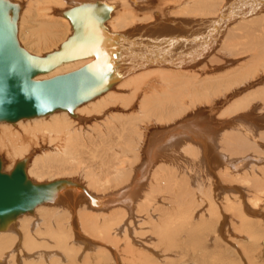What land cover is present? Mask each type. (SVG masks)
Here are the masks:
<instances>
[{"label":"bare ground","instance_id":"1","mask_svg":"<svg viewBox=\"0 0 264 264\" xmlns=\"http://www.w3.org/2000/svg\"><path fill=\"white\" fill-rule=\"evenodd\" d=\"M12 1L32 54L103 31L104 56L36 78L97 59L112 80L71 112L0 122L4 171L26 159L32 182L66 180L0 230V264H46L61 253L69 264H173L186 227L192 249L214 228L218 240L259 243V255H245L264 264V0ZM77 6L92 9V22L76 31L85 10ZM6 186V201L32 194ZM79 246L95 255L83 260Z\"/></svg>","mask_w":264,"mask_h":264},{"label":"water","instance_id":"2","mask_svg":"<svg viewBox=\"0 0 264 264\" xmlns=\"http://www.w3.org/2000/svg\"><path fill=\"white\" fill-rule=\"evenodd\" d=\"M78 8L77 6L76 9ZM80 8L85 10L80 11V16L73 18L76 31L84 29L87 21L92 22V9L86 6ZM19 12L17 2L0 0V122L15 123L20 119L44 116L60 110L71 112L106 88L112 77L105 74V71L101 74V68L104 70L103 66H106L105 70H108L110 65L101 64L97 59L71 72L50 78H36L69 60L104 56L108 48L105 42L98 41L103 31L88 39L83 38L82 34L76 36L75 33L60 50L39 56L20 44ZM102 21L100 18L94 23L98 26ZM2 163L0 157V182L7 186L18 183L23 187H30L32 194L27 192L20 199L12 193V199L8 201L5 199V192L0 194V200L3 198L6 201L0 202V230L14 222L19 215L32 212L36 206L52 200L59 188L66 183V180L61 179L44 183L32 182L28 178L26 159L17 162L11 172L4 171Z\"/></svg>","mask_w":264,"mask_h":264},{"label":"rangeland","instance_id":"3","mask_svg":"<svg viewBox=\"0 0 264 264\" xmlns=\"http://www.w3.org/2000/svg\"><path fill=\"white\" fill-rule=\"evenodd\" d=\"M263 156H264V154H263ZM261 178H262V176H261ZM250 179H251V181L253 180L252 177ZM253 183H255V181H253L249 185H252ZM242 187H243L244 191H245V189H247V190L248 189H252V187H250V186L248 187L246 185L245 186L243 185ZM245 193L246 194L247 193H250V191H247ZM157 217H158V215L156 216V219H157ZM215 222H217V219H213L212 220V223H215ZM156 223H157V226L159 225V223L162 224L161 222H156ZM256 225L258 226V224H256ZM135 226L137 228L139 226L137 221H135V223H133V227H131V228L133 229ZM190 228L191 227L182 228V230L179 231L180 233H183L182 231H184V233L187 236L184 238L185 239V243H184L183 246H181L179 249H173V252H175L174 250H176V253H178V257L173 258V260H171L173 264H179V262H182V263L185 262V263H190V264L191 263H194V264H213V263H215V264L216 263L217 264H222L223 262H225L227 264H229V263L230 264L231 263H233V264H248L250 261L248 260V255L246 257V255H245L246 253H245V250L244 249H246L247 252L249 250H251V252H252L251 255L252 256H256V255H259L260 254V250H259V247H258L259 246V243L256 244L257 245V248L256 247L250 248L249 245L247 246V244H248L247 240L244 239V238L242 240V238H240L238 235H236V237H231L229 240H227V242L226 241H223L222 239H219L218 240L219 237L214 233L215 232L214 231V228H212L213 231L211 230V232L210 231L208 232L206 230L204 232L205 235L202 236L203 238H205V242L206 243L208 242L207 244L205 243L204 246H201V248L192 249L191 248V237H190V234L187 233V232H189ZM259 234H261V233H259ZM238 240H240V242ZM214 245H216V246H214ZM240 245H243V247H241ZM120 246L123 248L124 247V244L123 243H120ZM236 246H237V249L240 250L237 253L238 255H236ZM79 248H80V251H81L80 254H79V257H81L83 260H84V258H85L86 255L88 257H89L90 254H92V255H90V257H93L95 255V253H93V252L92 253H89L91 251H88L87 252L86 251V247H84V246H79ZM112 248L114 250V247L113 246H112ZM243 252H244V254H243ZM252 256H251V258H252ZM66 257H68V256L65 253H61V256L60 257H57L56 256V257H54V259H52V257L47 258L48 259V262H49V263L48 262L47 263L48 264H52L54 262L56 263V261H59V262H62L63 261L64 262L63 264H69L66 261ZM263 257L264 256L262 255V258L261 259L263 261L261 260V263H264V258ZM35 258H36V256H34V258H32V259H35ZM62 258L65 259V260H63ZM210 259H212V260H210ZM245 259H247V260H245ZM259 261H260V259H259ZM30 263H32V264H37V263L38 264H44L42 262H37V261L33 262V260H29V263L28 264H30ZM225 263H223V264H225ZM258 263L260 264V262H256V263H252V264H258Z\"/></svg>","mask_w":264,"mask_h":264}]
</instances>
